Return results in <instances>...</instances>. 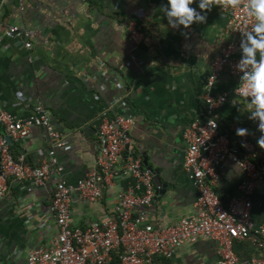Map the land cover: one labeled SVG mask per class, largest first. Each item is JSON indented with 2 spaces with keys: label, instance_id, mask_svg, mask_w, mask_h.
Here are the masks:
<instances>
[{
  "label": "crops",
  "instance_id": "1",
  "mask_svg": "<svg viewBox=\"0 0 264 264\" xmlns=\"http://www.w3.org/2000/svg\"><path fill=\"white\" fill-rule=\"evenodd\" d=\"M222 2L214 0L206 23L174 29L165 15L167 0H0L2 106L22 119L41 105L60 135L55 139L46 129L35 127L28 137L13 140L12 153L39 166L55 150L62 177L75 185L95 167L97 126L101 113L115 100L114 113L135 118L124 154L141 157L144 168L155 172L166 193L144 211L148 220L163 227L194 215L197 191L183 169L187 142L182 135L192 122L204 119L212 61L231 41L225 32L227 20L221 15ZM130 21L144 35L139 46L128 37ZM10 27L29 33L32 49L24 48L21 39L8 37ZM238 84V79L225 73L213 94L230 93ZM247 105L248 101L235 103L229 97L217 112L220 131L239 144L236 129L247 128L254 148L264 155L258 122L249 119ZM0 134L7 136L2 126ZM60 142L64 145L57 146ZM245 180L244 172L226 160L213 188L227 203L243 195ZM56 183L55 174L38 187L8 180V194L0 200V264H27L34 248L49 245L58 235L50 212ZM134 183L119 165L98 203H88L74 193L73 226L86 229L112 215L119 195ZM251 200L255 225L264 226V180ZM234 249L241 263L264 256L253 234L237 241ZM217 261L216 244L200 240L183 244L172 259L161 258L156 264Z\"/></svg>",
  "mask_w": 264,
  "mask_h": 264
},
{
  "label": "built area",
  "instance_id": "2",
  "mask_svg": "<svg viewBox=\"0 0 264 264\" xmlns=\"http://www.w3.org/2000/svg\"><path fill=\"white\" fill-rule=\"evenodd\" d=\"M246 4L247 0H223L220 5L221 15L227 20L225 32L231 41L212 61L204 94V119L192 122L182 135L187 142L183 169L197 191L194 215L163 227L148 220L144 211L158 198L155 172L144 168L141 157L124 154L135 118L114 113L115 100L101 113L97 126L95 167L75 185L62 177L55 150L49 152V158L41 165L32 166L24 155L16 157L0 134V200L8 194L9 179L38 187L51 175L57 176L50 212L58 225V235L49 245L34 248L27 256V264H156L161 258L172 259L183 244L200 240L216 244L217 264H264V256L241 263L234 249L237 241L251 238L253 234L255 245L261 255L264 254V226L256 227L251 214V195L264 180V155L257 152L248 135L240 136L239 144L232 143L228 135L220 131L217 113L229 97L235 103L248 101L235 91L241 76L236 65L240 59L242 31L255 22L248 16ZM127 32L136 46L143 42L144 35L135 22L128 23ZM6 35L21 39L24 48L32 49L30 34L24 30L10 27ZM225 73L238 79L239 84L230 93L214 95L213 89ZM0 126L14 141L28 137L35 127L46 129L55 139L60 138L41 105H36L29 117L19 119L2 106L0 99ZM226 160L237 165L246 177L241 185L243 195L234 196L227 203L213 188ZM119 165L135 183L119 195L114 213L86 229L74 227V193L88 203H98L104 188L113 183Z\"/></svg>",
  "mask_w": 264,
  "mask_h": 264
},
{
  "label": "clouds",
  "instance_id": "3",
  "mask_svg": "<svg viewBox=\"0 0 264 264\" xmlns=\"http://www.w3.org/2000/svg\"><path fill=\"white\" fill-rule=\"evenodd\" d=\"M198 4L197 7H193ZM215 5L214 0H167L164 6L168 24L174 29H189L193 24L206 23L207 12ZM246 11L255 22L242 31L241 56L236 65L241 73L236 92L248 98L246 110L249 119L257 121L261 132L259 145L264 148V0H247ZM250 98V99H249ZM238 136H246L247 128H237ZM231 177L232 173H228Z\"/></svg>",
  "mask_w": 264,
  "mask_h": 264
},
{
  "label": "water",
  "instance_id": "4",
  "mask_svg": "<svg viewBox=\"0 0 264 264\" xmlns=\"http://www.w3.org/2000/svg\"><path fill=\"white\" fill-rule=\"evenodd\" d=\"M4 129V128H3ZM4 131L6 132V130L4 129ZM6 140L8 141V143L10 144V145H12L13 144V140H12V138L9 136V134L6 132ZM129 147V145H127L126 144V146H125V148L127 149ZM145 164V162L143 163V165ZM150 170H152V169H150ZM153 171V170H152ZM154 182H155V184H156V194H157V197L159 198V195H165L166 193H165V190L163 189H161L162 188V184L160 183V179H159V177H157V178H155L154 179ZM164 188V187H163Z\"/></svg>",
  "mask_w": 264,
  "mask_h": 264
}]
</instances>
